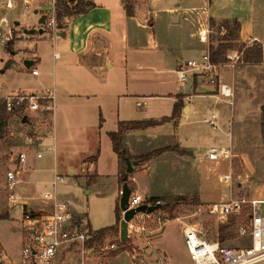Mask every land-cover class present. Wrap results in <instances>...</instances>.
Here are the masks:
<instances>
[{"label":"rangeland","instance_id":"rangeland-1","mask_svg":"<svg viewBox=\"0 0 264 264\" xmlns=\"http://www.w3.org/2000/svg\"><path fill=\"white\" fill-rule=\"evenodd\" d=\"M198 1L158 0L156 6L151 8L153 18L155 17V12L158 15L154 28L156 35L159 38H163L162 36L167 34L165 23L169 20L170 15L166 13V8H173L179 2H181L182 8L187 2L193 5L197 4ZM41 8H39L40 11ZM19 19L24 28L28 27L31 29L33 26H39L38 24L36 25L38 18L34 12ZM64 24L65 18L59 19L58 26L60 31H62ZM205 24L203 23L201 27L205 26ZM209 24L213 32L209 36L207 48L211 45H218L221 38V35L217 32V24L215 26L211 22ZM239 33L240 31L238 32V39L233 42L236 47L233 50H229V53L238 51L241 55L245 45H250L240 40ZM37 35L39 34L37 33ZM250 43L253 45L258 42L250 40ZM51 45L49 37L44 34L36 38L27 35L26 38L16 40L7 47L8 52L4 51L2 47L0 48V106L3 99L8 95H15L14 93L21 91L29 92L33 88L41 86V83H43L42 78L32 76L30 70L24 66L23 59L30 58V52L38 50L42 57L49 60L52 50ZM202 52L203 48L198 52V56L195 57L196 60L202 58ZM9 60L12 61V65L6 68ZM226 63H222L220 74H228L229 81L227 82L233 85V107L220 100L218 91L215 90L211 93L212 95L205 94L198 98L187 100V104L198 105V112L189 119L182 120L180 128L176 124L183 114V109L180 110L175 122L171 117L163 118L164 121L161 119L162 122L161 120H151L153 123L161 122L162 124L149 127L148 129L150 130L148 132H144L143 136L135 138L134 141L130 142L128 140L130 153L134 152L144 155L166 149L163 153L153 156L149 161L138 163L129 174L130 178V176L134 175V172H140L137 176L139 184L143 186V192L150 188L151 194L163 199L161 208L152 213L150 222V227L153 230L150 236L151 243L154 249L162 256V260H158L163 262V264H194L188 258V253L184 248L183 232L185 227L180 220L188 223L197 220L202 221L207 227L208 235L212 240L216 239V233H219L220 225H229L234 237L225 241L223 245L231 247L248 245V239L240 238L238 233L235 232L244 219L246 221L245 214L241 217L232 215L227 221H219L214 216L202 213V211H199L198 216H192V214L198 211L199 206H207L214 202H225L231 196L264 198V137L261 131L262 107L264 106V64L246 63L244 54L238 60L233 71L226 67ZM40 67L42 68V65L38 66L39 69ZM169 80L171 87L181 89L179 72ZM49 85L50 87L52 86L51 84ZM55 112L56 103L54 114ZM186 114H188V111H186ZM213 114L217 116L219 130H213L207 122ZM18 115V112H12L8 119L9 123H6L0 137V215L10 213L9 219L0 220V264L22 263L21 251L24 246L22 234L24 237L27 236L22 223L21 208L16 206L11 209L9 207L3 188L5 173L11 166L10 157L17 155L16 153L22 148L19 135H22L21 132L25 127L20 123ZM45 124L48 127L50 125V123ZM62 124L53 123L52 117L50 130L46 134L47 137L54 139V141L57 140L55 143L56 153L61 154L67 147L73 148L69 150L72 152L79 151L81 154L87 152L90 147L89 140L86 138L85 133L79 136V123L76 121L67 123L68 127L64 123ZM103 124L99 130V146L95 152V155H97L96 153L100 149V153L97 156L100 176L97 179L93 175L90 176L88 174L90 172L70 173L69 168L64 163L59 167L56 165L58 172L67 176V180L59 183L56 188L58 198L69 205L72 215L75 219H78H76L78 222L95 232L109 228L116 222V204L118 203L119 206L123 185L122 177L127 172L128 165L126 160L129 159L126 158L125 161H122L113 151L109 136L110 132H108L114 129L113 123L107 122ZM40 125L41 123H34L33 127ZM70 131H78V133L73 136L74 139L71 138L69 142H66L64 139H69ZM90 131L91 128L88 130L87 136L90 135ZM12 133L14 134L13 136ZM45 144L51 145L52 143L46 142ZM214 145L221 147L231 146L235 155L232 161H222L220 163L200 162V155H203L209 147ZM126 157L129 156L127 155ZM77 159L80 160L79 157H76ZM89 160L92 161V158ZM36 161H38L37 167L42 170L34 172V175L39 176L36 180L38 183L35 186L38 190V196L42 197L44 193L53 191V187L50 185L54 175L52 170L53 155L46 153L42 159ZM117 163H119V166L120 164L122 165L118 179L119 193L116 203L115 179H117L118 174ZM226 174H231L229 181L223 179ZM129 182L132 185V193L138 192L135 183L128 180ZM139 193L146 200L150 197V193L145 195L141 191ZM181 196L185 198L178 199ZM49 207L50 205L44 206L43 214L48 213ZM120 216L122 219L121 211ZM173 216H176V219L172 220ZM114 227L113 230H107L106 235L99 241L101 247L110 242H118L121 235L120 223H116ZM118 243L120 245V242ZM88 246L94 247V245H89V243ZM122 249H128L132 257L143 256L151 258L149 255L151 253L147 250L145 243L136 234L128 240L124 247L115 252L106 253L107 251H104L100 255L99 247H97L90 253L94 252L93 255L98 256L96 257L97 260H93H96V264H100L107 263L111 257L121 254L124 251ZM28 264L39 263L31 262ZM51 264H80L79 247L61 246L57 251L56 257L52 259ZM120 264H132V260L123 254ZM261 264H264V262Z\"/></svg>","mask_w":264,"mask_h":264},{"label":"crops","instance_id":"crops-1","mask_svg":"<svg viewBox=\"0 0 264 264\" xmlns=\"http://www.w3.org/2000/svg\"><path fill=\"white\" fill-rule=\"evenodd\" d=\"M86 1L92 3L93 6L83 14L63 17L65 24L62 31H59L54 40L49 39L52 43L49 60L42 57L38 50L30 52V58L23 59V61L27 59L33 61L31 67L27 69L30 70L31 75L33 69H38L39 75L32 76L42 78L41 86L33 88L32 93L31 91L14 93L15 95H43L52 92L56 103V112L53 116L35 112L18 115L20 123L25 127L23 131L29 127L45 138L32 147L21 144L22 148L19 150H26L28 153V160L23 166L22 175L25 194L28 197H38L31 199L29 205L24 208H30L31 214L41 213L40 218L31 217L34 220H39L45 215L43 208L47 206L39 199L35 186L39 176L34 175V172L42 170L37 167L38 161L36 160L40 159L36 158V151H41L47 146L46 142L52 143L51 138L46 136L50 130L52 117L53 123H64L67 127V123L74 121L79 123V136L85 133L90 144L87 152L83 154L79 151H69L73 149L71 147L65 148L61 154L56 153L55 158L52 154L53 172L56 165L59 167L64 163L70 173L90 172L88 174L97 179L100 176L97 159L100 149L97 155L95 152L99 146V130L104 125L103 123H113L114 129L108 131L111 133L117 130L120 122L160 121L164 117L170 118L175 104L181 101L183 114L176 124L180 128L182 120H187L198 112V105L187 104V100L205 94L212 95L211 93L216 90L213 85H209L202 78H199L196 83L194 77L190 78L186 84L180 83L182 90L171 87L169 80L175 77L187 60L195 59L202 48V55L207 51L206 45L208 44L202 43L198 37V31L203 23H208L211 19L217 23L225 19H238L241 23L240 40L247 42L249 46L252 45L250 40L260 43L263 51L262 64H264V0H199L193 5L187 2L182 8L181 1L173 8H166V13L170 15V18L165 23L167 34L162 36L163 38H159L154 31L158 15L155 12L153 18L151 10L158 0ZM48 6V0L37 1L35 11H40L41 7H43L41 11H45ZM28 14L21 17L24 18ZM38 20L39 18L36 25ZM31 28L37 29L38 27ZM42 35L36 33L31 36L36 38ZM41 65L42 68L39 69L38 66ZM220 80L229 81L228 74L221 75ZM186 107L188 114H186ZM24 117H26L25 122H23ZM5 123H9V120ZM34 123H41V125L33 127ZM45 123H50L49 127ZM90 128L91 133L87 136ZM148 128L129 131L125 134L123 144L126 151L128 149L129 157L134 158L140 154L130 153L128 140L131 142L143 136L144 132L150 130ZM77 133L78 131H70L69 139L64 140L69 142ZM76 157L80 160H76ZM90 158L92 161L89 160ZM10 165V169L20 166L16 161V155L10 157ZM121 165L117 163L116 203ZM138 173L140 172H134V175L128 179L137 186V193L143 200L146 199L139 193L140 191L144 195L150 193L149 198L157 197L151 194L150 188L143 192V186L138 181ZM117 205L118 203L116 207ZM9 207L13 209V206L9 205ZM19 207L22 210V207ZM26 212L27 210H22V223L27 232L26 237L22 234L23 244L33 230L26 221ZM7 216L9 219L10 213H7ZM74 246L76 245H72L71 248ZM123 254L133 259L131 253L123 251L111 257L105 264H120ZM149 255L151 258L148 260L151 264H163L151 254ZM187 256L190 258L189 255ZM96 257L98 256L92 255L89 263L96 264Z\"/></svg>","mask_w":264,"mask_h":264},{"label":"built area","instance_id":"built-area-1","mask_svg":"<svg viewBox=\"0 0 264 264\" xmlns=\"http://www.w3.org/2000/svg\"><path fill=\"white\" fill-rule=\"evenodd\" d=\"M41 0H0V48L7 51V47L16 40L26 38L24 27L21 25L20 17L35 11V3ZM49 6L45 11H38V18L45 15V21L37 29L42 28L44 34L49 39L54 40L59 33V1L48 0ZM19 21V25H16ZM213 32L209 22L198 31L199 40L208 44L209 36ZM218 33L223 36L226 33L225 28H220ZM56 56V54H55ZM243 56L238 51L228 52L226 67L232 71L236 68L238 60ZM223 64L213 63L210 59L209 48L202 55L200 60H187L179 70L181 83L186 84L190 78L197 80L202 78L210 85H213L218 91L220 100L233 107L234 89L233 85L227 81L220 80V69ZM32 75H39L38 69L32 70ZM3 108L9 112H18L24 114L27 112L43 113L53 116L55 110L54 94L48 92L39 94L12 95L3 99ZM208 124L213 130H219L217 116L213 114L208 119ZM21 143L26 146H35L45 138L36 130L27 129L21 132ZM228 135H230L228 133ZM52 139V138H51ZM52 144L45 146L41 151H36V158L41 159L44 154L51 153L56 156V144L52 139ZM231 146H211L203 155H200V162L207 161L211 163H220L222 161L231 162L234 158ZM28 160L26 150H21L16 155V161L20 165L17 168L9 169L5 173L4 190L10 206H21L22 210L29 205V201L36 197H28L24 191L23 166ZM22 166V167H21ZM231 174H226L223 179L229 181ZM67 180V176L58 172L54 167V175L51 181L53 191L46 192L39 199L47 205H50L48 213L41 219L31 218V209L27 208L26 221L32 228V232L24 243L22 248V263L38 262L39 264H51L52 259L57 255L58 249L63 245H76L79 247L80 264H90L91 251L99 247L101 252H115L121 249V245L126 244L134 234L138 235L146 245L147 250L155 257L162 260L151 243L152 229L150 227L151 215L137 213L134 218L127 223V240L123 242L121 238L118 242H110L101 247L96 239V232L78 222L72 215L69 205L58 198L56 188L59 183ZM147 203L137 192H133L129 199V209ZM199 211L210 214L219 221H227L230 216L241 217L245 214L246 221L239 225L236 233L240 238L248 239L246 246H225L219 241V233H216V239L208 235V229L202 221L188 223L180 220L184 225V246L194 264H261L264 262V198L252 197H229L225 202H214L207 206H199L198 211L192 216H198ZM201 214V213H200ZM123 215V213H122ZM179 220V218H178ZM92 242L93 248L88 246ZM124 252L131 253L128 249ZM98 254V255H99ZM105 264V263H100ZM132 264H151L148 258L143 256H134Z\"/></svg>","mask_w":264,"mask_h":264},{"label":"trees","instance_id":"trees-1","mask_svg":"<svg viewBox=\"0 0 264 264\" xmlns=\"http://www.w3.org/2000/svg\"><path fill=\"white\" fill-rule=\"evenodd\" d=\"M93 5L89 1L86 0H60L59 1V13H58V19H62L63 17H69L72 15H79L83 14L87 11V9L91 8ZM210 22L213 26L217 24V32L220 30V28H225L226 33L225 35L221 36L218 45H211L209 47V53H210V59L213 63L216 64H222L227 61L226 56L229 52V50H233L236 45H234L233 42H236L238 39V32L241 29V23L238 19H225L217 23L214 19H211ZM244 54V61L246 63L250 64H260L263 61V51L262 46L260 43H254L251 46L245 45V49L243 51ZM12 65V61L9 60L7 62V67L9 68ZM194 82L196 83L197 80L194 78ZM183 107V103L181 101L177 102L174 106V110L172 113L171 118L174 119L178 116L180 110ZM12 115V112H7L3 106H0V137L2 135L3 129L6 126V121L10 118ZM165 118V117H164ZM164 121V119L162 118ZM161 120V122H162ZM153 123L152 121H129V122H120L118 124V128L116 131L111 132L109 134L111 142H112V148L113 151L117 154L118 158L122 161H125L126 158H129L130 160H136L139 163L144 161H149L153 156L163 153L166 149L157 150L152 153L140 155L134 158L126 157L127 151L123 144L124 136L127 132L133 131V130H140L145 129L151 126H155L157 124L162 123ZM261 131L262 135L264 137V106L262 107V120H261ZM124 177V176H123ZM122 177V181H123ZM129 187L132 189V185L129 182ZM185 197H178V199H184ZM163 201L160 197H151L146 200L148 204L154 205L158 202ZM120 208L117 205L116 207V223L121 222V216H120ZM32 218H40L41 213L31 214ZM8 219L7 214L6 215H0V220ZM176 219V216L172 217V220ZM115 227L112 226L110 228L101 229L99 231H96V239L98 241L102 240V238L106 235L107 230H113ZM229 225H220L219 227V241L223 244L225 241L231 239L234 237L233 231L229 229ZM93 241L89 242V245L92 244ZM125 244L121 245L124 247ZM124 250V249H122Z\"/></svg>","mask_w":264,"mask_h":264},{"label":"water","instance_id":"water-1","mask_svg":"<svg viewBox=\"0 0 264 264\" xmlns=\"http://www.w3.org/2000/svg\"><path fill=\"white\" fill-rule=\"evenodd\" d=\"M35 14H38V10L35 11ZM44 21H45V15H42L38 20V24L39 25L43 24ZM15 24L19 25V22L16 21ZM24 32L27 35H35L36 33L42 35L44 33L42 28H39V29L25 28ZM32 64H33L32 60L27 59L24 61V66L26 68H30ZM187 110L188 108L186 107V111ZM25 121H26V117L23 118V122ZM126 161H127L128 168H127L126 174L123 177L122 191H121V196L119 200V208L121 212L123 213V218L121 219V222H120V226H121L120 238L123 242L127 240V223L131 221L137 213L152 214L158 209H160L162 206L161 202H158L154 205L143 203L137 206L136 208L129 209V199L132 194V189L129 187V184H128L129 174L133 171L134 166L138 165L139 162L131 161L130 159H127Z\"/></svg>","mask_w":264,"mask_h":264}]
</instances>
